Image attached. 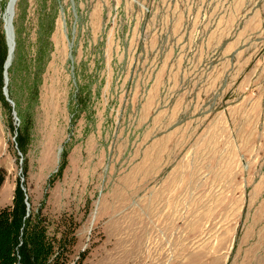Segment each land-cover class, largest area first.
Returning <instances> with one entry per match:
<instances>
[{
  "label": "rangeland",
  "instance_id": "rangeland-1",
  "mask_svg": "<svg viewBox=\"0 0 264 264\" xmlns=\"http://www.w3.org/2000/svg\"><path fill=\"white\" fill-rule=\"evenodd\" d=\"M8 2L0 198L43 264H264V0H18L14 107Z\"/></svg>",
  "mask_w": 264,
  "mask_h": 264
},
{
  "label": "trees",
  "instance_id": "trees-1",
  "mask_svg": "<svg viewBox=\"0 0 264 264\" xmlns=\"http://www.w3.org/2000/svg\"><path fill=\"white\" fill-rule=\"evenodd\" d=\"M3 175L0 172V187L4 181ZM18 193L22 199V192L18 191ZM23 216V205L20 211L15 208L13 211L2 210L0 212V238H2V241L0 240V264H18L19 262L20 264H43L49 259L48 256H43L45 245L41 233L33 230L34 234L25 236V233H28V227L22 225Z\"/></svg>",
  "mask_w": 264,
  "mask_h": 264
},
{
  "label": "water",
  "instance_id": "water-1",
  "mask_svg": "<svg viewBox=\"0 0 264 264\" xmlns=\"http://www.w3.org/2000/svg\"><path fill=\"white\" fill-rule=\"evenodd\" d=\"M15 7H16V1L14 0H9L7 8L5 10V13L2 17L3 22H4V31L6 35V40H7V46H9V35L13 34V43L14 46L16 45L15 41V28L13 24L14 16H15ZM1 17V15H0ZM8 71H7V66L4 64V88H3V93L4 96L6 97L7 101L14 107V103L10 100L9 98V93H8ZM16 114V112H14ZM22 190L24 191L23 186H21Z\"/></svg>",
  "mask_w": 264,
  "mask_h": 264
},
{
  "label": "bare ground",
  "instance_id": "bare-ground-1",
  "mask_svg": "<svg viewBox=\"0 0 264 264\" xmlns=\"http://www.w3.org/2000/svg\"><path fill=\"white\" fill-rule=\"evenodd\" d=\"M16 1V4L18 2V0H14ZM16 35V34H15ZM9 48H8V56H7V60H6V66H7V71H9L10 67L12 66L13 63V58H14V52H15V46L13 43V34L9 35ZM8 78V76H7Z\"/></svg>",
  "mask_w": 264,
  "mask_h": 264
},
{
  "label": "crops",
  "instance_id": "crops-1",
  "mask_svg": "<svg viewBox=\"0 0 264 264\" xmlns=\"http://www.w3.org/2000/svg\"><path fill=\"white\" fill-rule=\"evenodd\" d=\"M1 146H2V141L0 140V148H1ZM1 198H2V197H1ZM1 198H0V212H1L2 210H4V209L7 207L6 204H3V205H2Z\"/></svg>",
  "mask_w": 264,
  "mask_h": 264
}]
</instances>
